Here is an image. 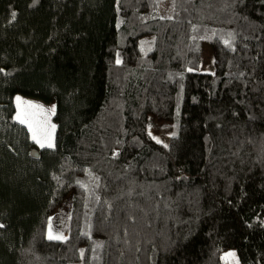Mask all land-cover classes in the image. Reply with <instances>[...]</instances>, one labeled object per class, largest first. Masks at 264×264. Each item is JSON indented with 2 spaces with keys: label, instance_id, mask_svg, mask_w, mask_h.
I'll return each mask as SVG.
<instances>
[{
  "label": "trees",
  "instance_id": "1",
  "mask_svg": "<svg viewBox=\"0 0 264 264\" xmlns=\"http://www.w3.org/2000/svg\"><path fill=\"white\" fill-rule=\"evenodd\" d=\"M0 69V264H264V0H0Z\"/></svg>",
  "mask_w": 264,
  "mask_h": 264
},
{
  "label": "rangeland",
  "instance_id": "2",
  "mask_svg": "<svg viewBox=\"0 0 264 264\" xmlns=\"http://www.w3.org/2000/svg\"><path fill=\"white\" fill-rule=\"evenodd\" d=\"M198 71L211 72L214 70V56L212 48L209 43H204L202 50L201 65L195 69ZM17 97L21 98V103L18 107ZM16 103V114L19 113L21 118L26 122L23 123L27 126L30 131L31 137L33 139V134L35 133L37 138L44 143V147H48L47 144L50 141L53 146L55 143V131H56V122H55V112L53 113L51 109L56 105L45 103L39 99H34L26 97L20 94H17L14 98ZM39 108L43 110V116L46 118L48 114L52 116L50 127L44 124V122H39L37 119L33 118V111H38ZM56 111V109H55ZM173 122H159L153 116L148 118V130L151 135L158 141L163 143H168L169 139L173 133ZM31 125V127H29ZM55 126L54 128L52 126ZM34 140V139H33ZM36 142V140H34ZM37 143V142H36ZM38 144V143H37ZM40 146V144H38ZM41 147V146H40ZM70 211H71V195H69L62 204L55 211L53 216H51V221L49 225L48 236L51 232L53 236H63L64 238L68 235V227L70 220ZM234 253L235 255H231ZM223 258L226 260L227 264H241L239 254L235 249H229L223 253Z\"/></svg>",
  "mask_w": 264,
  "mask_h": 264
},
{
  "label": "snow or ice",
  "instance_id": "3",
  "mask_svg": "<svg viewBox=\"0 0 264 264\" xmlns=\"http://www.w3.org/2000/svg\"><path fill=\"white\" fill-rule=\"evenodd\" d=\"M16 17V13L13 12L12 13V18L15 19ZM226 44L228 43L227 41L225 42ZM119 62V61H118ZM0 71H3V69H0ZM17 102H18V107H19V104L21 103V98L20 97H17L16 98ZM51 111L54 113L55 112V106H53V108L51 109ZM17 120L20 121V123H25L26 121L24 119L21 118V115L18 113L17 114V117H16ZM29 127H31V125H29ZM53 128L55 127L54 125L52 126ZM33 139L36 140V142L38 144H40L41 147H44V143H41V141L37 138L36 134L34 133L33 134ZM48 147H53V144L49 141L48 144H47ZM0 227H3V225H0ZM64 237L63 236H53L50 232L49 234V239H63ZM231 255H235L234 253H232Z\"/></svg>",
  "mask_w": 264,
  "mask_h": 264
},
{
  "label": "bare ground",
  "instance_id": "4",
  "mask_svg": "<svg viewBox=\"0 0 264 264\" xmlns=\"http://www.w3.org/2000/svg\"><path fill=\"white\" fill-rule=\"evenodd\" d=\"M43 110L42 108H39L38 111H33V118L37 119L39 122H44V124L48 125V127H50L51 125V120H52V116H50L48 114V116L45 118L43 115Z\"/></svg>",
  "mask_w": 264,
  "mask_h": 264
}]
</instances>
